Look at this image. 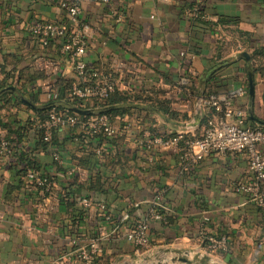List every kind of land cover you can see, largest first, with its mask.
<instances>
[{"label": "crops", "instance_id": "0c3cea01", "mask_svg": "<svg viewBox=\"0 0 264 264\" xmlns=\"http://www.w3.org/2000/svg\"><path fill=\"white\" fill-rule=\"evenodd\" d=\"M64 1L81 7L87 40L83 59L88 69L94 67L102 76L115 75L118 85L133 94L160 87L174 101V108L188 112L190 118L174 123L144 108L123 116L116 114V135L102 142L112 149L120 144L126 151L116 169L95 152L83 164L79 158H72L73 153L86 154V144H98V140L80 139L84 131L74 126L58 127L55 142L65 155V162H59L63 170L53 166L55 159L49 148L34 150L35 163L51 178L43 188L31 186L26 173L18 174L17 145L10 143L12 153H0V264H86L79 259L80 251L91 253L93 245L100 256L102 251L113 255L109 264H189L183 257L192 264H264V207L245 190L253 177L247 152H213L183 172L182 162L172 149L150 150L142 143L151 129L162 133L184 129L197 134L204 115L198 106L211 93H236L235 108L248 123L254 122L249 115V84L247 87L243 72L247 63L235 60L239 50L211 80L213 92L193 97L183 86L197 81L210 66L220 37L236 40L239 29L251 35V49L264 45V0H0V84L7 81L17 86L19 74L12 70L18 72L31 63L48 75L50 83H33V93L51 92L62 75L73 85L88 79L74 71L69 59L62 62L43 55L31 57L44 45L30 27L39 21L67 23L66 10L61 6ZM195 1H207L208 20H218L222 15L235 17L238 23L210 28L204 19L190 16L188 5ZM260 81L254 109L264 118V80ZM10 95L11 102L3 103L2 112L14 129L24 123L17 120L39 118L34 108ZM17 98L25 105L18 106ZM0 133L6 137L7 131L0 128ZM31 134L19 145L22 149L34 144L35 132ZM260 148L264 152V143ZM23 163L19 167H24ZM70 166L80 169L71 174ZM96 175L103 188H92L94 199L107 204L106 209L99 205L86 208L82 203L86 189L80 186ZM73 183L77 185L73 193L70 190L72 199L85 211V218L79 221L68 216L63 200L64 188ZM153 205L174 214L178 221L168 226L149 220L153 244L141 248L129 239L131 224L148 217ZM221 233L228 240L223 249L211 241ZM228 250L231 263L220 253Z\"/></svg>", "mask_w": 264, "mask_h": 264}, {"label": "built area", "instance_id": "2783aa9c", "mask_svg": "<svg viewBox=\"0 0 264 264\" xmlns=\"http://www.w3.org/2000/svg\"><path fill=\"white\" fill-rule=\"evenodd\" d=\"M61 6L66 10L68 22L74 26V31L70 37L68 36L69 26L66 23L39 21L30 27V31L41 37L43 45L55 41L63 42L64 37H69V40L64 43L63 52L68 55L69 62L74 66V71L81 77H87L88 65L83 59L86 53L87 40L83 34L81 7L73 1H64ZM198 9V7L190 9V16L195 17L199 12ZM47 85H50V83H47ZM115 88L116 82L110 77L97 82H90L86 79L76 82L73 85L72 93L80 99L106 98ZM236 97L237 95L234 92L211 93L204 96L198 107L203 114L211 112V117L199 135L188 133L184 129L169 133L151 129L142 142L143 148L157 151L172 149L182 162L183 172L198 166L208 154L213 152H247L249 168L253 177L245 190L251 194L260 206L264 207V152L260 148V145L264 143V130L248 123L245 115L235 108L234 101ZM78 120L80 121L76 115L61 114L54 110L51 118L38 119L36 125L47 128L48 137H50L53 128L73 126L79 123ZM83 124L94 132L102 131L105 139L113 138L116 135L114 116L110 113L93 115L90 119L83 121ZM110 147L102 144L96 148L95 151L101 156V160L103 159V153L112 150ZM0 153L5 155L12 153V147L4 139L0 140ZM60 155L53 153L54 159L62 162ZM79 169V166H75L68 171L72 174L77 173ZM26 178L34 188H43L46 184L51 183V178L44 176L37 165H33L28 169ZM85 194L82 203L86 208H92L94 205H99L103 209L107 208L105 203H96L91 186L86 187ZM165 218L158 206L153 205L148 217L137 218L131 224L129 239L138 247H149L152 243L149 233V220L163 222ZM211 241L214 246L221 249L226 248L228 245L226 237L217 239L211 237ZM92 248L91 253L87 249L80 251L79 259L82 262L92 264L93 260L100 256L97 247L93 245Z\"/></svg>", "mask_w": 264, "mask_h": 264}, {"label": "trees", "instance_id": "16d2710c", "mask_svg": "<svg viewBox=\"0 0 264 264\" xmlns=\"http://www.w3.org/2000/svg\"><path fill=\"white\" fill-rule=\"evenodd\" d=\"M206 2L207 1H195L188 5V8H190L191 10L195 9L196 7L199 8L198 14L195 17H193L194 19H198V20L204 19L205 21L203 22L212 29H215L217 25H231V24L238 23L237 18L222 16V15L219 16L218 20H208L210 18H208L207 13H206L207 11ZM66 24L69 26L68 36L70 37L74 31V26H72L68 22V19H67ZM238 31L239 33L237 34V37L235 38L236 40L228 41L227 39H225V37H220L218 40H216V43H215L216 47L214 49V53L212 54V62L208 68L217 64L223 59L229 58L230 55L234 53V51H238V50L241 51L242 49L244 50L248 49L251 51V55L253 58L256 88H258V85L261 82L260 80L261 79L264 80V45L253 46V48L251 49V46L248 44V40L251 38V35L249 34V32H246L244 30H239V29ZM69 37H64L63 42H59V43L51 42L48 45H44V47L42 46V48L38 49L37 51L32 52V55H31L32 59L34 57L38 58L39 56L43 55L48 58H53L57 61H62V62L66 61L68 59V55L63 52V46H64V43H66V41L69 40ZM31 66H33L32 63H31ZM31 66L25 67L22 70H18V72L16 70H12V71L19 74V82L17 83V87H19V89L22 92L29 94L30 99L36 104H44L52 100H65L71 104L80 106L82 108H99V107L121 104L122 105L121 107L113 109L106 113H110L113 116H116V114H121L123 116V115H126V113L132 112L135 109L134 107H131L129 105L130 103H141V104H145L149 106L150 109L146 110L147 113H152V112L156 113L160 115L162 118L171 120L174 123H182L190 118L188 115V112L182 113L181 111L174 108L173 106L174 101L167 97L166 91L163 90L162 88L160 87L144 88L139 93L133 94L132 92L128 90L122 89L118 85L115 75L109 74L108 76H102L101 73L95 70L94 67H89V69L87 70L86 76H88V79L90 80V82L102 81L103 78H106V77H110L114 79L116 82L115 90L112 91L109 94V96L106 98L80 99L74 96L72 93V88H73L72 81L67 79L64 75L60 76L59 80L56 82L51 92L42 93L40 91L39 93H33L32 90L30 89L32 87V84L34 83V86L35 85L41 86L44 83L46 84L48 82L49 77L44 71L38 70L34 66H33L34 68L31 69L30 68ZM208 68L204 69L203 72L199 74L197 81L194 80L193 83L183 86L185 90L190 92L191 96L197 97L201 90H203L206 93L208 92V90L213 92V87L210 84V82L215 77V75L218 73V71L222 70L224 67L210 74L206 82L202 83L201 76L202 74L206 72ZM243 72H244V80L248 87V73H247L246 66ZM11 85H14V84L4 81L2 82V84H0V89L6 86H11ZM10 96H11L10 93H6L2 95L0 98V128L7 131L6 137L0 133V140L4 139L8 142V144L13 143L17 145L16 146L17 149L16 148L15 149L18 155V166L16 167L18 174L22 175L23 173H27L28 169L31 166L37 165L34 160L35 159L34 157L36 155L34 150L40 149L41 147L45 149L49 148L50 149V151H48L49 154L50 152L52 155L53 153L61 154L60 159L62 160L63 163L65 162L66 160L65 155H63L56 148V145H57L55 142V140L57 139V135L55 131L56 128L55 129L53 128V130L50 132V137H48L47 128H45L44 126L36 125V121L38 119L46 120V119L51 118L50 114H51L52 109L57 110L61 114L76 115L78 119H80V121L78 120L79 122L78 124L73 125L75 128H79L80 130L84 131L83 135L80 136V139L89 137L90 141L92 139L98 140V144H86V149H87L86 154L82 156L80 155L77 156L75 155V153L72 154L73 155L72 158H75V159L79 158L81 160L80 161L81 164H83L86 160L88 161L89 158L93 155V153L94 152L96 153L95 151L96 148L100 147L103 144L102 142L105 140V136L102 131L94 132L91 129H89L87 125L83 124V121L85 122L86 120L90 119L91 116L98 115L99 113H93V114L76 113L63 106H57V107L50 108V109H34L35 113L39 116V118H37L36 120L32 118H28L25 121L17 120L18 123H21V122H24V123L18 129H14L11 124L5 121V116L3 115V112H2L3 103L11 102ZM16 102L18 106L25 105L19 98L16 99ZM25 106L28 107L29 109H33L30 106H27V105ZM210 117H211V112L205 113L203 115L201 119V123H200V128L198 129L199 131H197V135H199L198 132H200L201 129L208 124ZM251 125L261 127L264 130V125H258V124H255L254 122H252ZM76 131L78 130H75V132ZM32 132H35V135H34L35 140L33 141L34 144H31L29 146L30 148L27 150L22 149V146H19V145H21L23 141H26V139L29 138L28 136H30ZM167 132L163 131V133H167ZM79 134H82V132ZM118 145L119 146L114 147L112 150H109L108 152H105L102 154V158L106 160L107 164H111L114 169H116L117 166L119 167V165L123 162V159L126 155V151L122 147H120V144ZM22 162H24L23 163L24 167L21 168L19 167V163H22ZM54 165L55 167H57V169L63 170V167L60 166L59 161L56 159L53 160V166ZM97 176L98 175L94 176L91 182H87L86 184L80 187L82 188L84 187V189H86L87 185L90 184V186L95 191H98L97 189L103 188L101 186L102 185L101 180ZM71 177H75V176H71ZM76 185L77 183H73L71 186H69V188H66V189L64 188L65 191H63V200L66 205L68 216L72 218L73 220L79 221V219L85 218V211L82 210L77 205V202L72 199V194H70V190L72 193L75 191ZM85 195L86 194H84V196ZM251 199H253V197ZM162 213L166 217L165 220L163 221L164 225L166 224L169 226L172 223H175L178 221V219L176 218L177 216H175L174 214H169V213H164V212ZM107 215L111 216V212L108 211ZM150 236L153 241V236L151 233H150ZM217 237L227 238V236L223 233L217 235ZM102 252L103 253L101 254V256L93 260L92 264L111 263V258L113 257V255L108 254L105 251H102ZM220 253L222 254L223 259L227 263L232 262V256L230 255L231 250L221 251Z\"/></svg>", "mask_w": 264, "mask_h": 264}, {"label": "water", "instance_id": "95a60500", "mask_svg": "<svg viewBox=\"0 0 264 264\" xmlns=\"http://www.w3.org/2000/svg\"><path fill=\"white\" fill-rule=\"evenodd\" d=\"M244 59L247 63V73H248V84H249V115L250 118L257 123L258 125H264V118H261L254 109V102L256 100L257 95V88H256V79L254 74V67H253V58L249 51L242 50L235 54V60ZM230 63V58H226L218 62L217 64L211 66L206 70V72L201 76V82L205 83L208 76L215 72L216 70L224 67L225 65ZM6 93H11L17 95L25 104L29 105L30 107L34 109H49L57 106H63L67 109L74 111L76 113H84V114H93V113H106L113 109L119 108L122 105L116 104L111 106H105V107H99V108H82L80 106L71 104L65 100H52L50 102H46L44 104H36L34 103L26 94H24L17 86L11 85L6 86L2 89H0V98L2 95ZM205 94L203 90L199 93V98L202 97ZM131 107L134 108H144V109H150L149 106L141 103H130ZM197 119L200 118V114L196 116ZM193 124H197L196 122ZM189 253L187 252L186 255ZM182 260L189 262V264H192V262L187 258L183 257Z\"/></svg>", "mask_w": 264, "mask_h": 264}, {"label": "rangeland", "instance_id": "374dc122", "mask_svg": "<svg viewBox=\"0 0 264 264\" xmlns=\"http://www.w3.org/2000/svg\"><path fill=\"white\" fill-rule=\"evenodd\" d=\"M184 106V105H183ZM148 261V260H147ZM143 264H146V262L144 261Z\"/></svg>", "mask_w": 264, "mask_h": 264}]
</instances>
